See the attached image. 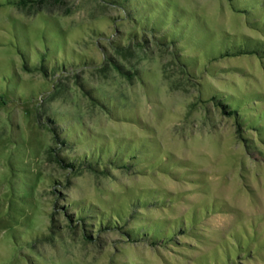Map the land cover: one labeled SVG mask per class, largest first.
Instances as JSON below:
<instances>
[{"label": "rangeland", "instance_id": "obj_1", "mask_svg": "<svg viewBox=\"0 0 264 264\" xmlns=\"http://www.w3.org/2000/svg\"><path fill=\"white\" fill-rule=\"evenodd\" d=\"M238 48L264 0H0V264H264V141L212 99L264 110Z\"/></svg>", "mask_w": 264, "mask_h": 264}, {"label": "trees", "instance_id": "obj_2", "mask_svg": "<svg viewBox=\"0 0 264 264\" xmlns=\"http://www.w3.org/2000/svg\"><path fill=\"white\" fill-rule=\"evenodd\" d=\"M23 4H25L26 0H20ZM175 39V38H174ZM174 39H171V40H174ZM253 53H256L257 56H259L260 58H263L264 57V50L263 51H260L258 49H246V48H238L237 50L233 51V52H228V51H224V52H221L218 56H215L213 58H219V57H222V56H236V55H241V54H252L254 55ZM211 58V59H213ZM230 95V94H229ZM223 95L219 96L218 94H214L212 99H214L216 101V104L218 106H220L223 111H225L227 114H230V115H233L237 121V124L239 126H241L242 129H238V132L240 133V135H242V132H243V137H244V140L246 141V146L248 148H256V144H254V140L252 139V136H251V132H255V134L257 136H260L262 141H264V115H262V112L264 113V110H260L259 113H254L253 111H249L248 110H243V114L241 113V106L239 109V106H236V105H233L232 103L228 102L225 97H222ZM227 96V95H226ZM254 104H257L255 102H253ZM245 106V104H244ZM243 106V107H244ZM246 108V106H245ZM259 115L258 116V119H253L252 117L255 116V115ZM261 114V115H260ZM256 120V121H255ZM246 131H249L250 133H248V135H244V132ZM263 135V136H262ZM118 148V147H117ZM117 148H115V153H113L112 155V161L115 163V164H118L119 166H124L123 164H125V166L129 165V166H132L133 164H131V160L135 158L133 151L135 150H138V147L135 146L131 149H127V148H123V149H120V150H117ZM110 150V149H108ZM258 151H260V149H258ZM120 152V153H119ZM261 152V151H260ZM262 154H264L262 152ZM108 154L107 153H102V151H100L98 153V151L96 152H93L92 154H90V157H86L85 159L89 160V159H92V158H103L105 156H107ZM137 155V154H136ZM60 162L67 166V167H70V168H74L75 165L77 164L74 160L76 159H70V161H67L65 162L64 158H60L59 159ZM146 202V201H145ZM74 206V205H72ZM145 206V205H144ZM83 208L79 209L78 212H77V216L82 219V220H85L86 217H93L92 219H96V216L100 217V218H97L96 220L98 221V224L99 226H112L114 225V223L116 222L115 220L113 221H108V219H106L105 217H102L101 214H96V215H87L85 214L86 212V209H84V211L82 210ZM88 213V211H87ZM105 214V213H104ZM116 216L118 218H121V214H118V213H115ZM107 215V214H106ZM137 221L139 219H136ZM192 222V221H191ZM191 222H189L188 224H185L184 227L187 225V226H191ZM180 225V224H179ZM133 228V229H132ZM141 233V234H140ZM159 233H161V230H159L158 227H155L154 225H141V224H138L136 226H132L129 230L126 231V235L128 237H130V239H134L136 240L137 238H140V236H144L145 234L148 235V236H151V240H157L159 238H161L159 236ZM163 234V233H162ZM174 235V232L172 230H170L168 233L164 234L163 236H165L164 238H170L173 237ZM86 236L87 237H90V235L88 233H86ZM248 238V237H247ZM169 239V240H170ZM251 238H249L246 242V244L244 245H240L239 248L243 247V248H247V245L249 244V242L251 241L250 240ZM235 240L238 241V243L241 244L240 242V238L236 237ZM257 246H259V240H258V243H256ZM250 249L247 248L245 249L244 251L247 253ZM230 258L227 257V264H230L234 259H233V255L232 254H229Z\"/></svg>", "mask_w": 264, "mask_h": 264}]
</instances>
